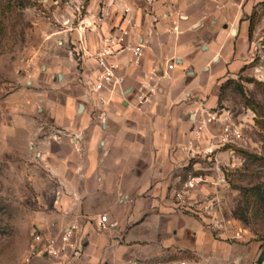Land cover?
Returning a JSON list of instances; mask_svg holds the SVG:
<instances>
[{
	"label": "crops",
	"instance_id": "obj_1",
	"mask_svg": "<svg viewBox=\"0 0 264 264\" xmlns=\"http://www.w3.org/2000/svg\"><path fill=\"white\" fill-rule=\"evenodd\" d=\"M100 1L101 18L83 20L90 32L60 34L72 37V48L64 40L30 62L43 61L46 82L55 76L61 91L45 100L49 126L24 127L36 155V192L54 199L66 215L63 229L76 227L83 244L81 258L51 263L161 264L188 255L192 264H226L225 234L217 239L207 218L180 206L175 194L197 168L189 154L197 149L194 127L217 104L222 82L245 63L251 33L262 31L256 13L264 0ZM121 29L127 43L142 46V56L134 62L120 53L112 61L122 88L94 94V55L103 37ZM74 51L83 54L79 68ZM142 94L147 102L139 103ZM99 96L109 103L102 106ZM103 215L108 228L99 231Z\"/></svg>",
	"mask_w": 264,
	"mask_h": 264
},
{
	"label": "rangeland",
	"instance_id": "obj_2",
	"mask_svg": "<svg viewBox=\"0 0 264 264\" xmlns=\"http://www.w3.org/2000/svg\"><path fill=\"white\" fill-rule=\"evenodd\" d=\"M103 6L100 0H0V264L57 260H27L33 234L58 237L66 216L53 207V198L39 199L36 192V155L24 127L49 126L45 100L61 91L53 86L55 76L46 82L43 61L30 62L41 53L48 56L52 47L60 49L64 40L72 48V37L60 34L90 32L83 20L95 23ZM125 9L124 19L130 13ZM256 17L262 31L251 33L245 63L222 82L217 104L193 129L202 127L194 135L197 149L191 148L197 168L188 174L203 181L193 189L182 182L175 194L180 206H193V213L207 218L217 239L225 234L226 264H264V201L259 198L264 196V5ZM81 53L72 54L77 68ZM217 153H222L218 159ZM182 258L191 263L188 255L173 260Z\"/></svg>",
	"mask_w": 264,
	"mask_h": 264
},
{
	"label": "built area",
	"instance_id": "obj_3",
	"mask_svg": "<svg viewBox=\"0 0 264 264\" xmlns=\"http://www.w3.org/2000/svg\"><path fill=\"white\" fill-rule=\"evenodd\" d=\"M148 4H152L155 0H145ZM129 9H125V12H129ZM128 36V31L126 29H121L119 33H109L107 36L103 37L104 44L100 49L95 53L94 59L98 69L97 76L88 82L90 87V92L94 94H101L104 91L112 94L118 89H121L124 84V77L118 75L117 69L118 66L116 63H113L120 53L128 51L131 55V58L134 62L139 61L142 56V46L137 44L131 46L126 41ZM167 69L171 70L172 65H168ZM154 73V72H153ZM155 78V75L152 74L150 79ZM143 89L149 88L148 94H152L154 91V86L148 85V87L142 86ZM139 103L147 102L146 95L142 94L138 96ZM98 101L102 106H106L109 103V99L103 96L98 97ZM202 127H198L194 132L196 138L199 136ZM212 151H209L211 153ZM189 154L195 156L193 150L190 149ZM203 180L198 176H188L185 187L193 189ZM180 199V195H176ZM108 228L107 217L105 215L100 217L99 222L97 223V229L99 231H105ZM77 229L74 226L66 227L58 237H41L39 233L33 234V246L28 255L27 260L33 256L47 257L50 259H59L62 257H71L72 259H79L83 254V244L82 241L75 239ZM161 264H191L185 258L170 260Z\"/></svg>",
	"mask_w": 264,
	"mask_h": 264
},
{
	"label": "trees",
	"instance_id": "obj_4",
	"mask_svg": "<svg viewBox=\"0 0 264 264\" xmlns=\"http://www.w3.org/2000/svg\"><path fill=\"white\" fill-rule=\"evenodd\" d=\"M263 5H264V4H263ZM251 190H256V189L253 188V189H251ZM251 190H250V191H251ZM263 194H264V189H263ZM258 196H259V194H258ZM259 198H260L262 201H264V196H263V195L260 196ZM262 248H263V250H264V238H263V245H262Z\"/></svg>",
	"mask_w": 264,
	"mask_h": 264
}]
</instances>
